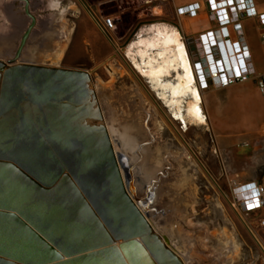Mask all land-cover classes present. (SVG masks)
Wrapping results in <instances>:
<instances>
[{"label": "rangeland", "instance_id": "obj_1", "mask_svg": "<svg viewBox=\"0 0 264 264\" xmlns=\"http://www.w3.org/2000/svg\"><path fill=\"white\" fill-rule=\"evenodd\" d=\"M146 1L0 0V60L89 72L103 123L112 118L119 132L135 195L184 264H264V228L228 200L232 180L264 174V96L250 79L211 87L200 92L208 130L186 131L125 57L138 29L169 13L166 1ZM92 11L117 18L114 38L124 36L117 51L94 27ZM245 141L253 153L239 145Z\"/></svg>", "mask_w": 264, "mask_h": 264}, {"label": "water", "instance_id": "obj_2", "mask_svg": "<svg viewBox=\"0 0 264 264\" xmlns=\"http://www.w3.org/2000/svg\"><path fill=\"white\" fill-rule=\"evenodd\" d=\"M9 61L0 60V264H184L135 197L89 72Z\"/></svg>", "mask_w": 264, "mask_h": 264}, {"label": "built area", "instance_id": "obj_3", "mask_svg": "<svg viewBox=\"0 0 264 264\" xmlns=\"http://www.w3.org/2000/svg\"><path fill=\"white\" fill-rule=\"evenodd\" d=\"M205 1L209 18L216 26L198 33L193 40L195 47L193 57L188 47L189 40L177 26L172 25L180 33V39L191 61L197 89L202 93L211 87L223 88L252 78L257 89L264 96V79L255 70L240 20L242 17L254 18L264 27V11H257L254 0ZM146 2L150 3L152 0ZM199 8V2L176 7L175 15L194 17ZM91 18L100 34L114 44L116 18L110 14L95 13H91ZM261 40L264 42V31ZM228 200L238 215L254 216L255 222L264 228V176L259 181L232 180ZM246 226L251 230L248 224Z\"/></svg>", "mask_w": 264, "mask_h": 264}, {"label": "bare ground", "instance_id": "obj_4", "mask_svg": "<svg viewBox=\"0 0 264 264\" xmlns=\"http://www.w3.org/2000/svg\"><path fill=\"white\" fill-rule=\"evenodd\" d=\"M125 57L131 67L149 84L154 97L168 109L170 117L179 121L186 131L191 126L208 130L209 123L202 107V96L195 85V72L180 39V33L175 27L166 22L142 26L127 45ZM106 125L113 147L118 153L114 136L119 135V132L114 127L112 118ZM121 137L122 147L127 146V138ZM185 165L186 161L183 160L181 169ZM129 178H132V174ZM135 197L137 198L136 195Z\"/></svg>", "mask_w": 264, "mask_h": 264}, {"label": "crops", "instance_id": "obj_5", "mask_svg": "<svg viewBox=\"0 0 264 264\" xmlns=\"http://www.w3.org/2000/svg\"><path fill=\"white\" fill-rule=\"evenodd\" d=\"M105 1H114V0H105ZM194 2L200 3V8L197 11L196 16H194V17H187V16L177 17L175 15V8L176 7H180V6L187 5V4L194 3ZM254 2H255L257 11L263 12L264 11V0H254ZM166 5L167 6H165V7L168 9L169 13H167V15L163 16V18L165 20L164 22H166L170 25H173V26H177V28L180 29L181 33L187 37V39L190 42L188 47H189V50L192 53V57H193L194 56L193 52L195 49V47L193 45V40L196 38L198 33L203 32V31L208 30V29H211V28H214L216 26L215 22L209 18V10H208V7L206 5V1L205 0H166ZM153 8H157V6H154ZM92 12L96 14V11H92ZM159 12L160 11H155L154 13H155V15L158 16ZM90 18H91V14H90ZM91 20H92V18H91ZM116 20H117V18H116ZM240 20H241V24L243 27L244 38L248 44L255 70L257 73L261 74L263 79H264V42H262V40H261V34L264 31V27L259 25L254 18L242 17ZM93 25L96 28L94 22H93ZM232 37L233 38L235 37L233 33H232ZM123 39H124V36L120 37V38L119 37L115 38V43L112 44V46L114 47V49L116 51L118 49L117 48L118 44L121 43ZM68 68H70V67H68ZM248 79L252 80V82L254 83L252 78H248ZM248 79H246V80H248ZM239 83H241V82H239ZM236 85H237V83L229 85L227 87L215 88V89H225V88H231V87L234 88V86H236ZM254 87L258 91L255 83H254ZM209 89H211V88H209ZM204 91H206V90H204ZM202 95H203V91H202ZM233 99L234 98L230 99L229 102L232 101ZM229 102H227V103H229ZM206 116H207V114H206ZM262 117H263V115L260 118L259 124L250 132H253L259 128V125L262 121ZM207 119H208V116H207ZM212 127H213V129H215L214 123H213ZM215 131H216V129H215ZM234 136L235 135H233L231 137L232 139L227 140V141L230 143H233L234 142V140H233ZM239 145L249 146L250 150L248 152H250V153H253L254 150L256 149V147H252V145H249V143H247L246 141L241 142ZM262 176H264V174H262L261 176L252 175V176L243 178L241 181L242 182L259 181V180H261Z\"/></svg>", "mask_w": 264, "mask_h": 264}, {"label": "flooded vegetation", "instance_id": "obj_6", "mask_svg": "<svg viewBox=\"0 0 264 264\" xmlns=\"http://www.w3.org/2000/svg\"><path fill=\"white\" fill-rule=\"evenodd\" d=\"M28 63V62H27Z\"/></svg>", "mask_w": 264, "mask_h": 264}]
</instances>
